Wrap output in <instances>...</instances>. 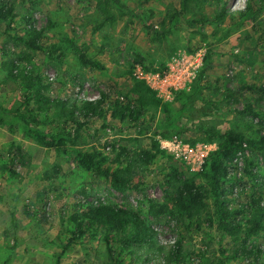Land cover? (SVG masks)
Returning <instances> with one entry per match:
<instances>
[{
    "label": "rangeland",
    "instance_id": "374dc122",
    "mask_svg": "<svg viewBox=\"0 0 264 264\" xmlns=\"http://www.w3.org/2000/svg\"><path fill=\"white\" fill-rule=\"evenodd\" d=\"M118 1L123 7L113 6L115 21L107 23L96 0H0V104L33 109L44 121L34 127L52 134L63 128L73 139L64 150L44 148L19 123L12 130L0 124V264H112L115 243L83 217L89 207L108 205L137 211L151 227L146 243L118 254L119 264H173L170 252L179 239V264H250L230 256L243 230L229 235L205 225L185 228L163 203V177L172 165L202 171L206 156L219 146L218 135L227 130L264 134V0H190L185 8L183 0ZM174 10L180 14L171 23L167 16ZM28 24L41 31L44 44L55 45L51 53L19 39L27 38ZM77 48L104 68L83 65ZM26 71L30 77L22 75ZM165 76L164 83L156 79ZM35 79L40 86H33ZM138 80L170 104L166 128L156 130L165 115L141 93ZM101 95L109 105L140 106L143 115L120 120L110 107L77 128L66 109L38 111L46 99ZM186 95L193 97L182 109ZM212 133L217 136L211 140ZM154 142L159 151L149 165L123 159L140 149L153 152ZM242 145L246 161L234 159L226 184L233 209L253 187L263 191L264 203V150ZM91 151L100 153L104 167L120 169L128 179L125 191L78 164L77 153ZM120 153L122 162H115ZM248 218L239 217L242 229ZM74 220L80 234L72 233ZM247 244L264 251V230L250 235ZM259 258L258 264L264 252Z\"/></svg>",
    "mask_w": 264,
    "mask_h": 264
},
{
    "label": "trees",
    "instance_id": "16d2710c",
    "mask_svg": "<svg viewBox=\"0 0 264 264\" xmlns=\"http://www.w3.org/2000/svg\"><path fill=\"white\" fill-rule=\"evenodd\" d=\"M150 1V0H146ZM190 0L182 1V8H185ZM96 6L99 13L102 16V21L107 23H113L115 16L113 13V6L122 8L123 6L118 0H96ZM250 6H247L241 13V18L247 19L249 17ZM225 7L223 6L216 15V18L221 19L224 17ZM180 12L174 10L168 14V21L173 23L179 18ZM27 38H19L30 49L35 51H42L51 53V49L55 47L54 44L46 45L41 40V31L34 25L28 24ZM78 50V57L83 65L103 69L104 65L98 60H93L86 56L84 52ZM209 55L205 60L208 61ZM205 61V62H206ZM20 74V73H19ZM24 77H30L28 71L22 74ZM202 71L197 76L198 81L201 79ZM33 86H40V79H35ZM137 86L142 94H148L154 103L160 106L162 112L165 115V119L158 123L156 130L166 128L170 125L169 119L171 116L170 104L164 103L160 98L156 97L154 92L147 87L142 80H138ZM31 86V85H29ZM249 88H254L253 85H249ZM40 89V88H38ZM197 94V93H196ZM183 95L178 93L177 96ZM187 100L182 105V109L186 108V105L191 100V95H186ZM195 97V96H194ZM45 106H39V110L48 109L51 106L60 107L66 109L68 115L67 119L75 122L77 128H80L85 120L97 116L100 117L104 113V110L112 108L113 115H118L120 120L126 117L132 118L135 121L139 119V116L143 115V111L140 106L133 105H121L119 102L114 104L107 103V96L101 95L96 99H87L86 97L76 98L73 101H66L61 99H46ZM251 112V111H248ZM254 116L255 114L252 113ZM82 117L83 121H79L76 118ZM44 121L41 120L33 109L20 110L16 108H7L0 104V124H4L8 129H14L16 123L22 126L23 133L32 138L39 146L44 148L64 150L68 143H72L73 139L70 134L64 129H59L56 133L52 134L49 131L38 129L34 126H39ZM217 135L211 134L210 139H214ZM220 143L217 149L211 151L202 164V171L190 172L180 169L176 165H172L169 168V172L163 177L164 195L163 203L171 206L173 215L181 220L185 225V228L201 229L202 225L208 228H214L221 233L233 235L234 233L243 230L244 236L235 246L230 254L232 258L242 257L246 262L250 264H258L260 255L264 252L259 246L249 247L247 239L250 235L257 234L259 231L264 230V203H262L261 189L255 187L252 191L244 196V199L239 202L238 207L233 209L230 207L231 199L227 196L226 192L229 191L227 184V177L229 169L235 162L234 159L240 155L246 161L244 156L245 147L242 143H246L247 146L253 150H264V134L257 137H246L243 133L234 130H227L224 134L218 135ZM151 148L153 152H149L145 149H140L138 152L132 155H124L123 159L129 161L131 158L141 160L144 164L149 165L151 160L155 157V154L159 151L157 142H154ZM122 153L118 154L115 162H122L119 159ZM77 162L80 166L91 170L93 173L103 176L109 180L112 186L118 191H125L128 187V179L124 178L120 169L116 168L111 170L109 167H104L100 161V153L97 151L91 152H78ZM247 175L252 176V171L245 169ZM203 178L204 184L199 183L198 179ZM148 205L151 208L155 207V204L151 200H148ZM245 213L249 218L245 221L247 226H243L238 222L239 217H242ZM83 217L88 219L92 224L100 226L105 239L109 242L115 243V248L110 251V257L113 260L112 264H119L118 254L123 250H130L134 247H139L146 243L151 237L150 225L141 217V215L132 209H121L115 206H94L89 207L88 211L83 214ZM13 227H16L14 217H11ZM76 232H72L76 235L80 234L81 226L78 221H73ZM79 232V233H78ZM180 239L177 240L176 246L170 252V263L179 264L180 255ZM223 253L225 251H222ZM259 264H264V260Z\"/></svg>",
    "mask_w": 264,
    "mask_h": 264
},
{
    "label": "built area",
    "instance_id": "2783aa9c",
    "mask_svg": "<svg viewBox=\"0 0 264 264\" xmlns=\"http://www.w3.org/2000/svg\"><path fill=\"white\" fill-rule=\"evenodd\" d=\"M156 79L158 80V81H160L161 83H164L166 80H167V76H165V77H163V78H158V77H156ZM181 83V82H180ZM176 86V82H173L172 83V86Z\"/></svg>",
    "mask_w": 264,
    "mask_h": 264
}]
</instances>
